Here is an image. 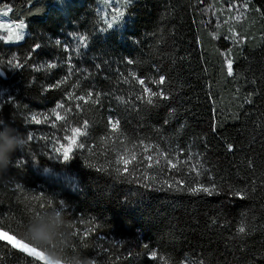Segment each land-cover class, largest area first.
Listing matches in <instances>:
<instances>
[{"label": "trees", "instance_id": "16d2710c", "mask_svg": "<svg viewBox=\"0 0 264 264\" xmlns=\"http://www.w3.org/2000/svg\"><path fill=\"white\" fill-rule=\"evenodd\" d=\"M101 1L0 0L26 32L0 37V119L27 138L0 230L28 243L56 206L62 264H264V0ZM0 264L44 263L0 239Z\"/></svg>", "mask_w": 264, "mask_h": 264}, {"label": "clouds", "instance_id": "9594fccd", "mask_svg": "<svg viewBox=\"0 0 264 264\" xmlns=\"http://www.w3.org/2000/svg\"><path fill=\"white\" fill-rule=\"evenodd\" d=\"M27 143V138L17 128L0 119V170H7L13 162V154L17 150H23ZM39 216L33 215L23 239L27 244H32L40 248L50 264L56 257L52 252V244L63 233H70V225L61 207H49L39 212ZM62 259V257H61ZM79 264H99L95 256H82Z\"/></svg>", "mask_w": 264, "mask_h": 264}, {"label": "rangeland", "instance_id": "374dc122", "mask_svg": "<svg viewBox=\"0 0 264 264\" xmlns=\"http://www.w3.org/2000/svg\"><path fill=\"white\" fill-rule=\"evenodd\" d=\"M123 0H102L101 2L104 4V7L103 9L101 8L100 9V13L103 17L106 16V10L109 11V14H112V18L114 16H116L117 12L120 8V4L122 3ZM101 3V5H102ZM233 7L231 6V12L233 11L234 15H239V13H241L242 11L240 10L239 7ZM4 8L0 5V37L1 39L4 41V42H12V41H20L23 36L25 35V25L20 22V21H11L9 20L6 15L4 14L5 11L3 10ZM20 24H23V28L22 29H19L17 28L16 26L17 25H20ZM17 35H20L22 38L21 39H16V36ZM71 142L70 141V145H68V148H66L64 151L68 150L69 147H71ZM13 238V239H11ZM0 239L1 240H4L6 242H8L12 247L24 252L25 254L35 258V260H38L42 263H44L43 260H41L39 257H36L34 255H31L25 251H29L31 250L33 254H35V252H40L39 250L31 247L30 245L28 244H25L23 241L15 238L14 236L0 230ZM16 240H18L19 242H16ZM20 247H23L25 249V251H23ZM42 258L45 260V261H48L49 258L45 256L44 253H42ZM50 264H62L56 260H51L50 261Z\"/></svg>", "mask_w": 264, "mask_h": 264}, {"label": "snow or ice", "instance_id": "6c2138e0", "mask_svg": "<svg viewBox=\"0 0 264 264\" xmlns=\"http://www.w3.org/2000/svg\"><path fill=\"white\" fill-rule=\"evenodd\" d=\"M123 15H124L123 12H119L118 11L117 14H116V16L113 17V19L115 20V19H117L119 17H122ZM16 27L19 28V29H22L23 28V24L17 25ZM109 27H112V24H109ZM21 38L22 37L20 35H17L16 36V39H21ZM84 40H85V38L84 37H81V41L83 42ZM16 66L18 67L19 65H16ZM49 67H55V65H49ZM228 71H229V73H231V71H232L231 61H229V63H228ZM160 82H163V78H161V81ZM140 83L143 84V81H141ZM151 95H157V94L156 93H151L150 96H149V98H148V103H151L152 102ZM58 107H63V105H58ZM54 114L56 115V118L57 119H63V117H61L58 113H55V110H54ZM33 119H35V117H33ZM37 122H39V121H37ZM118 125H119V121L113 122L112 123L113 129L114 130H118ZM72 131L75 132L78 135H83L81 129H79V128L73 129ZM72 141H73V143H75V138L74 137L72 138ZM79 146L80 147H83V145H79ZM69 151H71V148H69L68 150L65 151V153H64V161H68L69 160V155H68V152ZM133 159H135L134 156H133ZM149 159H151V157H149ZM125 163H127V161H125ZM191 191L196 192V191H209V190L207 188L199 187V188H193V189H191ZM237 195H240V193H237ZM239 231L241 233H243V232H245V228L243 226H241L240 229H239ZM11 239H13V238H11ZM16 242H19V241L16 240ZM25 244H27V243H25ZM20 248L23 251H25V249L23 247H20ZM25 252H27V253H29L31 255H34L36 257H39L41 260L44 261V259L42 258L41 252H35V254H33L31 250L25 251ZM153 257H155V253H153Z\"/></svg>", "mask_w": 264, "mask_h": 264}]
</instances>
